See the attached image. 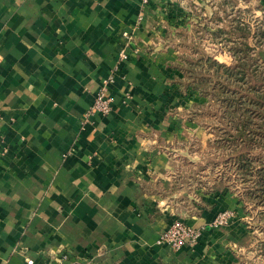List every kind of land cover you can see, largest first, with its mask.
<instances>
[{"label":"crops","instance_id":"0c3cea01","mask_svg":"<svg viewBox=\"0 0 264 264\" xmlns=\"http://www.w3.org/2000/svg\"><path fill=\"white\" fill-rule=\"evenodd\" d=\"M168 5L0 0V264H242L251 231L212 226L244 213L240 197L225 188L193 215L160 197L162 144L192 113ZM125 47L140 53L118 64ZM105 84L112 111L92 114ZM176 220L201 231L195 246L159 243Z\"/></svg>","mask_w":264,"mask_h":264},{"label":"rangeland","instance_id":"374dc122","mask_svg":"<svg viewBox=\"0 0 264 264\" xmlns=\"http://www.w3.org/2000/svg\"><path fill=\"white\" fill-rule=\"evenodd\" d=\"M165 1L169 4L167 18L179 28L169 46L180 65L186 56L196 60L211 57L230 66L234 63L235 44L248 41L256 67L264 70V0H176L175 4ZM237 24L248 26L252 37L243 39L237 32ZM181 88L182 93L186 92L181 103L192 113L180 111L177 135L165 138L162 144V153L171 158L166 175L172 179L171 193L160 197L167 199L179 213L193 215L216 192L227 188L244 202V213L237 214V220L254 237L251 246L243 247L242 264H264V204L255 192L257 179L236 163L238 155L227 140L229 129L223 121L222 105L187 85ZM188 119L192 128L182 124ZM251 153L254 166L264 162V144L256 143Z\"/></svg>","mask_w":264,"mask_h":264},{"label":"trees","instance_id":"16d2710c","mask_svg":"<svg viewBox=\"0 0 264 264\" xmlns=\"http://www.w3.org/2000/svg\"><path fill=\"white\" fill-rule=\"evenodd\" d=\"M236 29L243 39L252 37L248 26L237 24ZM252 49L248 41L235 44L230 66L211 57L196 60L184 56L178 69L185 75L182 87L187 85L222 105L223 121L229 129L227 140L238 155L236 163L257 179L255 192L264 204V162L254 166L251 156L256 143L264 144V70L256 67Z\"/></svg>","mask_w":264,"mask_h":264},{"label":"built area","instance_id":"2783aa9c","mask_svg":"<svg viewBox=\"0 0 264 264\" xmlns=\"http://www.w3.org/2000/svg\"><path fill=\"white\" fill-rule=\"evenodd\" d=\"M149 3V0H143L144 6ZM141 22V19L139 21ZM139 49L129 51L125 47L119 54L118 64H122L130 60L132 54H139ZM112 100L108 95L107 84L100 88L97 96L95 98L94 105L90 113H99L104 116H107L112 111L111 106ZM237 220V213L233 210H226L218 214L217 218L213 222L212 226L214 228H219L223 226H228ZM201 237V231L195 228H192L185 224L182 220H176L170 228L165 231L159 238V243L168 244L173 249L179 250L185 246L193 247L195 246ZM62 261L67 262L69 255L62 256ZM29 264H33L32 260H29Z\"/></svg>","mask_w":264,"mask_h":264}]
</instances>
